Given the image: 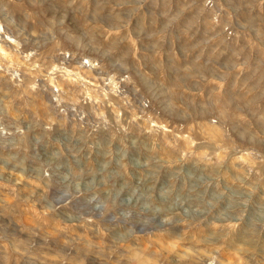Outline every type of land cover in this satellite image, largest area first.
<instances>
[{"label":"rangeland","instance_id":"1","mask_svg":"<svg viewBox=\"0 0 264 264\" xmlns=\"http://www.w3.org/2000/svg\"><path fill=\"white\" fill-rule=\"evenodd\" d=\"M0 264H264V0H0Z\"/></svg>","mask_w":264,"mask_h":264}]
</instances>
